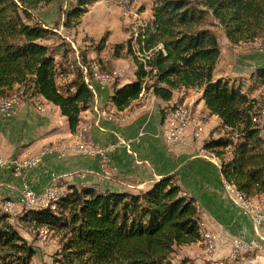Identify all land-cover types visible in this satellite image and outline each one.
Masks as SVG:
<instances>
[{
	"label": "trees",
	"instance_id": "16d2710c",
	"mask_svg": "<svg viewBox=\"0 0 264 264\" xmlns=\"http://www.w3.org/2000/svg\"><path fill=\"white\" fill-rule=\"evenodd\" d=\"M53 1L0 0V97L18 90L22 100L42 97L59 108L74 133L93 92L83 79L85 68L69 60L66 48L58 59L46 42L53 30L34 11ZM93 1L70 3L61 27L75 29ZM207 16L232 45L264 33V0H154L136 38L114 45L115 56L132 58L135 80L115 87L111 101L123 109L144 92L171 101L178 92L183 98L188 89H201L208 115L220 120L203 149L218 159L226 184L258 201L264 197V103L241 82L214 78L220 47ZM104 41L101 37L98 49ZM78 61L88 64L84 54ZM251 76L264 84V67L254 68ZM67 187L54 208L24 209L19 218L59 236L60 264H171L175 248L202 240L197 201L173 175L135 192ZM34 254L9 213L0 212V264H30Z\"/></svg>",
	"mask_w": 264,
	"mask_h": 264
},
{
	"label": "crops",
	"instance_id": "0c3cea01",
	"mask_svg": "<svg viewBox=\"0 0 264 264\" xmlns=\"http://www.w3.org/2000/svg\"><path fill=\"white\" fill-rule=\"evenodd\" d=\"M150 17L151 9L147 21ZM81 22L82 18L79 24ZM66 39L69 40L68 36ZM246 44L255 42L233 45L229 43L234 49H231L228 60L225 61L220 51L213 75L214 78L225 77L235 83L241 82L244 90L260 101L259 95L264 89H262L264 84L258 86L259 82L251 75L254 68L264 67V49L257 55L253 52H239V45ZM71 46L75 49V60L72 62L77 63V49L73 42ZM57 49L60 50L61 47L58 46ZM88 62L85 66L94 61ZM128 68L129 76L126 80L113 87L108 85L99 88L95 82L92 83L93 98L88 108L80 113L79 123L87 125L86 136L91 142L106 145L115 142L117 137H123L131 140L133 153L127 152L122 146L114 148L108 154L109 167L107 173H104L97 156L77 152L82 147L79 145L74 147V143L82 141L85 135L81 138L75 132H70L65 116L61 115L56 105L38 96H34L33 100L24 99L13 115L0 116V155L25 159L40 154L48 146H54L56 150L44 154L40 162L30 168L16 170L9 165L0 166V196L13 200L11 210L14 208L24 210L18 203V195L23 186L32 188L36 193H42L52 180H56L59 184L57 185L64 189L73 184L135 192L147 188L156 179L173 175L180 187L195 197L200 208L202 224L216 236V248L210 257L205 255L201 245L203 257L214 259L218 264H232L228 258L232 238L235 236L249 238L253 236V229L247 216H242L237 221L229 214L238 209L230 201L225 181L220 175L218 159L214 155H211V160L200 156L203 141L210 135L216 136L219 118L208 115L207 108L200 99L201 89H188L182 97L191 101L196 112L206 115L202 125H198L199 122L194 123L197 130H202L198 131L200 139L195 140L191 137L193 126H190L187 130L189 138L186 144H166L162 139L161 130L164 117L169 116L165 111L170 101H163L149 91L141 93L123 109H117L111 101L115 87L135 80V64L131 57ZM115 72L118 76L113 82L124 76L123 70ZM251 81L253 83L250 84ZM181 94L178 92L172 98L182 99ZM263 118L262 115L261 119ZM60 151L63 152V156L59 155ZM249 258L251 260L253 255L251 254ZM221 259L225 261H219Z\"/></svg>",
	"mask_w": 264,
	"mask_h": 264
},
{
	"label": "rangeland",
	"instance_id": "374dc122",
	"mask_svg": "<svg viewBox=\"0 0 264 264\" xmlns=\"http://www.w3.org/2000/svg\"><path fill=\"white\" fill-rule=\"evenodd\" d=\"M116 1H120V3L118 4L116 3ZM153 1L154 0H135L133 3V0H124V2L123 0H94L90 5H88V10L83 15L81 24L78 25L76 30H70L69 32L65 31L61 27L60 21L63 17L62 11L70 3L74 2V0H54L49 4H43L37 7V9L34 11V14L41 22H43L49 28H52V34L47 38L46 42L50 44V46L54 47V50L59 53L57 55L58 59L60 58V53L63 51V48H66L65 50L66 52H68L67 56L69 60H75V49H73V47L71 46V42H73L77 49L78 56L84 54L87 62L94 61L91 62L89 66L95 65V67L100 72L110 75L111 79L106 85H111L113 87L115 84L124 82L126 80V77L129 76L128 63L130 61L129 56H115L113 54L114 45L123 43L126 39L131 37H133V39L136 38V33L138 32L139 28L147 22L150 9L153 5ZM127 5L128 10L126 11ZM207 21L211 22L210 27L218 38L223 60H228L229 53L231 52V49L234 48L229 45L222 29L214 23V20H212L210 16H207ZM66 36H68L69 40L66 39ZM262 36L254 41L255 44L239 45V52L247 51L253 52V54L256 55L259 54V51L264 49ZM101 37H104L105 41L103 42L102 47L98 49ZM58 46L61 47L60 50L57 49ZM136 54L140 56L139 52H136ZM78 56L77 61L79 59ZM77 63L79 66L81 65L83 66V68H85V76L89 77L88 83H90L88 85L91 88V85L94 81H92L90 77V67L82 65L80 62ZM115 70H123L124 76L116 79V81L113 82L114 79L118 76V73L115 72ZM215 73H217V69L215 70ZM251 83L253 82L251 81L250 84ZM260 85L261 84L258 83V86ZM253 86L255 87V84ZM263 88L264 87H262V89ZM262 89H260V91ZM263 90L259 95L260 104L264 103ZM168 108L169 107L167 106L165 111L166 114L169 113ZM191 108L192 110L196 111L193 107V104H191ZM196 113L198 114L199 119L198 125H202L204 123L206 115L201 112ZM111 115V118H113V114ZM85 126L88 131L87 125ZM87 131L85 133L84 139L82 141H79V143H74V147H77V145L85 147L87 146V144H89V140L86 136ZM46 148H44L40 154H42ZM201 152L204 158L211 160V155H213L212 153L204 149H202ZM40 154L37 153L36 155L40 156ZM28 158L20 159V161L26 160ZM108 164L109 163L107 162V168L109 167ZM0 198L13 202V200L4 198L3 196H0ZM44 204L47 205L45 202H42L41 204H36V207L34 206L33 208L45 206ZM23 208L30 209L28 207ZM21 211H23L22 208L20 210H15L14 208L7 213L10 214V218L12 217L11 222L17 228L19 233L27 240L29 244H31L35 248V254L32 257L30 264H60L58 262L61 249L59 236L48 227L41 226L33 228L26 225V223L22 222L18 218V215L21 213ZM229 214L232 215V217L234 216V219L237 221H239L242 216H246L239 210L231 211ZM213 235V233L205 232V227L202 224V240L200 239V241H197L195 243L182 245L175 248V251L171 256V264H218V261H215L214 259H205L202 255V247L204 248L205 255L206 253L210 255L213 251L207 248V241L209 240L210 244L213 246L212 248L214 249ZM219 261L223 262L225 261V259H221Z\"/></svg>",
	"mask_w": 264,
	"mask_h": 264
},
{
	"label": "built area",
	"instance_id": "2783aa9c",
	"mask_svg": "<svg viewBox=\"0 0 264 264\" xmlns=\"http://www.w3.org/2000/svg\"><path fill=\"white\" fill-rule=\"evenodd\" d=\"M127 10L128 5L126 6V11ZM88 78L89 77L87 76H84L83 78L86 83H88ZM19 93L20 91L16 93V100L0 101L1 117H9L18 109ZM168 104L169 116L164 117L163 127L161 130L163 141L166 144H186L188 142L189 135H177V128H186V126H193V133H191V137L195 140H199L198 131L202 130H197L194 124L184 125L185 116H194L193 110H191V101H187L185 98H182V104L179 107V112H171L170 102ZM262 127L264 130V118ZM117 146H122L127 150V152L133 153L131 150V140L123 137H117L115 142L106 145H98L89 140L88 152H80V150L77 152L87 156H97L100 159V168L104 173H107L106 164L108 162V154ZM55 150L56 149H46L39 157L34 158L33 161L29 162H22L20 161V158L16 157L7 158L0 155V166L9 165L16 170L30 168L37 165L44 154L52 153ZM200 156L203 157V154H200ZM57 189L59 188H55V180H52L42 193H36L32 188L23 186L18 195V203L22 207L30 204H41L44 201L45 196H53ZM228 194L230 201L237 207V209L250 219L253 229V236L249 238H243L240 236L232 238L228 258L232 264H264V202L253 206H243L241 203L235 201L231 191H228ZM0 205L6 208H12L14 202H0ZM205 232L213 233L206 227ZM215 238L216 236L214 234V250L211 252V255L214 253L216 248ZM251 254L253 255V258L250 260L249 256ZM211 255L206 256L210 257Z\"/></svg>",
	"mask_w": 264,
	"mask_h": 264
},
{
	"label": "bare ground",
	"instance_id": "6f19581e",
	"mask_svg": "<svg viewBox=\"0 0 264 264\" xmlns=\"http://www.w3.org/2000/svg\"><path fill=\"white\" fill-rule=\"evenodd\" d=\"M134 1L135 0H133V3H134ZM123 2H124V0H123ZM116 3L119 4L120 1H116ZM131 4H132V2H131ZM262 40L264 42V34L262 36ZM89 67L91 69V75H90L91 79L99 86V88H105V86H107L106 84L111 79L110 75L100 72L95 67V65L94 66L91 65ZM17 92H19V90L18 91H13V92L7 94V96L0 97V101H3V100H16V93ZM21 92L22 91H20V93H19V103L22 101ZM181 104H182V101H180L178 98L171 99V101H170V111L171 112H179V107L181 106ZM191 110H192V108H191ZM193 114H194V116H185L184 125H193L194 123L199 121L198 117H195V116H198L196 111L193 110ZM189 127L190 126H186V128H177V135H188L187 134V130H188ZM86 131H87L86 126L84 124H80L79 123L77 128L75 129V134L78 137L82 138L85 135ZM46 149H56V147L48 146ZM79 150H80V152H88V144H87V146L78 149V151ZM59 155H63V152L60 151ZM37 157H39V155H33V156H31L30 158H28L26 160H22V162L33 161L34 158H37ZM225 186H226V189L228 191H231V194L235 198V201L238 202V203H241L243 206H253V205H258V204L264 202V197L260 198L258 201L248 200V199L244 198L239 192H237L232 186H230V185H228L226 183H225ZM55 188H59V189H57L55 191L53 196H45L44 197V201H43L47 205H50L51 208H54L55 207L54 206V202L59 200L61 198V196H63L67 192L64 188H61L60 186L57 185V181H55ZM0 202H10V201L0 198ZM34 206L36 207V204H30V205H26V206H23V207H28V208L32 209ZM10 210H11V208H6V207L0 205V212L7 213ZM212 247L213 246L210 244V241L208 240L207 241V248H209L210 250H214ZM206 255H209V254L206 253Z\"/></svg>",
	"mask_w": 264,
	"mask_h": 264
},
{
	"label": "water",
	"instance_id": "95a60500",
	"mask_svg": "<svg viewBox=\"0 0 264 264\" xmlns=\"http://www.w3.org/2000/svg\"><path fill=\"white\" fill-rule=\"evenodd\" d=\"M163 178V177H162ZM161 179V178H160Z\"/></svg>",
	"mask_w": 264,
	"mask_h": 264
}]
</instances>
